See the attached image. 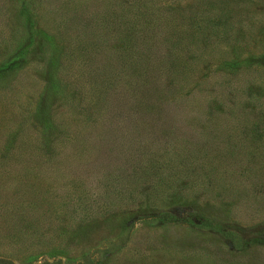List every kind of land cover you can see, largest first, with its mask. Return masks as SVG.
Wrapping results in <instances>:
<instances>
[{"label": "rangeland", "instance_id": "rangeland-1", "mask_svg": "<svg viewBox=\"0 0 264 264\" xmlns=\"http://www.w3.org/2000/svg\"><path fill=\"white\" fill-rule=\"evenodd\" d=\"M0 264H264V0H0Z\"/></svg>", "mask_w": 264, "mask_h": 264}, {"label": "trees", "instance_id": "trees-1", "mask_svg": "<svg viewBox=\"0 0 264 264\" xmlns=\"http://www.w3.org/2000/svg\"><path fill=\"white\" fill-rule=\"evenodd\" d=\"M162 219H169V220L178 221L182 223H191L190 220H188V218L179 217L177 216L176 213L174 214L173 212L162 213Z\"/></svg>", "mask_w": 264, "mask_h": 264}]
</instances>
